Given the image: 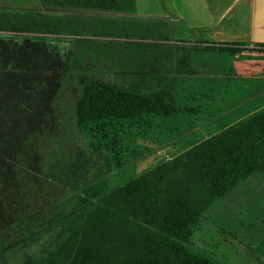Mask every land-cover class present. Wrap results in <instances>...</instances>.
<instances>
[{
    "label": "rangeland",
    "instance_id": "1",
    "mask_svg": "<svg viewBox=\"0 0 264 264\" xmlns=\"http://www.w3.org/2000/svg\"><path fill=\"white\" fill-rule=\"evenodd\" d=\"M140 4L138 12L144 15L155 7L152 2ZM46 8L37 2L21 11L42 14ZM30 20L35 19L26 16L17 30L0 27V247L4 241L15 247L0 264H23L25 254L50 248L56 239V231L48 229L52 212L76 194L75 180L107 170L105 156L93 153L78 129L76 107L84 88L97 80L130 86V74L114 64L79 56L75 43L37 39ZM198 69L204 73L205 64ZM200 78L205 77L178 74L153 93L169 106L184 109L178 103L189 91L193 100L188 110L203 115L195 128L165 146L140 143L136 149L143 153L139 171L203 211L248 176H255L253 185L261 190L264 112L244 126L239 123L264 111V95L227 105L203 90L194 95ZM256 100L259 109L250 105ZM206 116H229L232 124L219 131L221 121L214 124ZM189 139L196 144L189 146ZM74 162L83 174L71 180L67 165ZM109 177L114 183V173ZM211 213L212 209L205 214L192 240L183 243L181 262L264 264L263 250L252 247L249 240L226 236L225 246L214 245L217 231ZM87 214L69 264H178L171 247L147 230L117 219L100 202L95 201ZM42 227L46 232H40Z\"/></svg>",
    "mask_w": 264,
    "mask_h": 264
},
{
    "label": "trees",
    "instance_id": "2",
    "mask_svg": "<svg viewBox=\"0 0 264 264\" xmlns=\"http://www.w3.org/2000/svg\"><path fill=\"white\" fill-rule=\"evenodd\" d=\"M41 3L44 7L83 12L38 14L3 10L0 27L21 29L26 16H32L35 20L30 22L38 33L37 39L75 43L79 56L114 64L131 77H128L130 86L97 80L84 88L76 107L78 129L90 150L105 156L107 170L75 180L76 194L52 212L48 229L56 231L54 243L41 253L25 254L23 264H69L84 232L87 212L95 201L117 219L147 230L171 247L178 264H184L180 261L183 243L192 240L210 209L217 231L214 245L225 246L223 238L229 236L240 242L249 240L252 247L257 245L258 250H264V171L261 190L253 185L255 176H248L203 211L157 183L146 171H139L143 153L136 149L138 144L165 146L194 129L198 118L203 117L188 110L193 100L189 91L181 104L175 97L184 109L173 108L153 95L171 77L181 74V69L176 74L177 51L168 21L131 16L137 14V0H41ZM48 32L53 36H48ZM220 45L244 49L247 43ZM260 46L264 50V44ZM258 101L250 105L259 109ZM263 112L258 110L239 124L244 126ZM206 117L213 119L214 124L221 121L219 131L232 124L229 116ZM195 144L188 140L189 146ZM80 166L78 162L67 165L68 170L72 169L67 171V178L78 177ZM112 173L114 183H110ZM41 230L46 232L44 227L40 229L42 233ZM14 249L10 241H4L0 259Z\"/></svg>",
    "mask_w": 264,
    "mask_h": 264
},
{
    "label": "crops",
    "instance_id": "3",
    "mask_svg": "<svg viewBox=\"0 0 264 264\" xmlns=\"http://www.w3.org/2000/svg\"><path fill=\"white\" fill-rule=\"evenodd\" d=\"M140 1L152 2L154 10L139 13ZM37 2L41 0H0V11H21ZM137 12L168 21L177 51L176 74L181 69L183 76L205 77L193 88L194 95L203 90L227 105L264 95V0H137ZM223 43L247 46L227 49ZM202 64L204 73L198 69Z\"/></svg>",
    "mask_w": 264,
    "mask_h": 264
},
{
    "label": "water",
    "instance_id": "4",
    "mask_svg": "<svg viewBox=\"0 0 264 264\" xmlns=\"http://www.w3.org/2000/svg\"><path fill=\"white\" fill-rule=\"evenodd\" d=\"M48 12H57V13H79L83 12L82 10L75 9H65V8H46Z\"/></svg>",
    "mask_w": 264,
    "mask_h": 264
}]
</instances>
